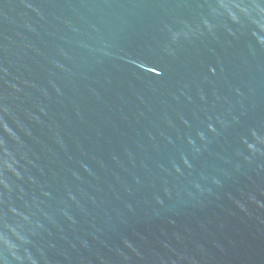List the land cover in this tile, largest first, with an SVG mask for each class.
I'll return each instance as SVG.
<instances>
[{
  "label": "water",
  "instance_id": "obj_1",
  "mask_svg": "<svg viewBox=\"0 0 264 264\" xmlns=\"http://www.w3.org/2000/svg\"><path fill=\"white\" fill-rule=\"evenodd\" d=\"M0 264H264V0H0Z\"/></svg>",
  "mask_w": 264,
  "mask_h": 264
}]
</instances>
